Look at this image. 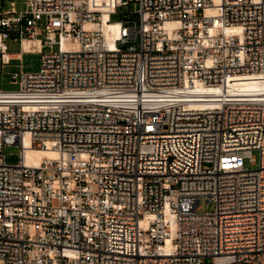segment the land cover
I'll return each instance as SVG.
<instances>
[{
    "label": "built area",
    "instance_id": "2783aa9c",
    "mask_svg": "<svg viewBox=\"0 0 264 264\" xmlns=\"http://www.w3.org/2000/svg\"><path fill=\"white\" fill-rule=\"evenodd\" d=\"M97 2L0 9L1 66L41 54L0 92V264H264V91L228 88L264 86V0Z\"/></svg>",
    "mask_w": 264,
    "mask_h": 264
},
{
    "label": "rangeland",
    "instance_id": "374dc122",
    "mask_svg": "<svg viewBox=\"0 0 264 264\" xmlns=\"http://www.w3.org/2000/svg\"><path fill=\"white\" fill-rule=\"evenodd\" d=\"M13 7L17 9L18 12L25 10L24 0H0V9H4V11H9ZM135 6L132 4L130 6V10H134ZM124 12H127L128 9L124 8L121 9ZM124 15L121 13L111 15V21L117 22L123 19ZM1 30V28H0ZM8 52L12 55H15L22 51L20 43H7ZM41 65V54L34 53L30 50H24L22 53L21 59L17 60L14 59L10 61L6 66L2 67L0 64V92H13L19 90V85L13 83L12 73L14 72H29V73H36L40 70ZM5 156L6 162L8 164H16L19 161V153L20 148L14 146H6L5 147ZM257 160H259V154L257 151L253 153ZM249 167H251L250 163H247ZM258 167V164L256 165ZM200 205L202 207L201 213L208 211H212L214 205L212 203H208L205 198H201ZM210 264V263H207Z\"/></svg>",
    "mask_w": 264,
    "mask_h": 264
},
{
    "label": "bare ground",
    "instance_id": "6f19581e",
    "mask_svg": "<svg viewBox=\"0 0 264 264\" xmlns=\"http://www.w3.org/2000/svg\"><path fill=\"white\" fill-rule=\"evenodd\" d=\"M98 1L97 3L102 6H107L109 12L112 11L113 5L112 0H93ZM106 8V7H105ZM103 24L99 27L104 36L110 41L118 35V25L111 21V14L104 11ZM38 42H28L24 43L26 50H32L38 46ZM229 92L234 93L237 96L244 95H255L257 93L264 91V86L260 82V77L258 74H241L232 77L228 84ZM27 163L30 165L37 166L44 157L53 158L55 153L53 151L41 150L32 148L28 150L27 153Z\"/></svg>",
    "mask_w": 264,
    "mask_h": 264
}]
</instances>
